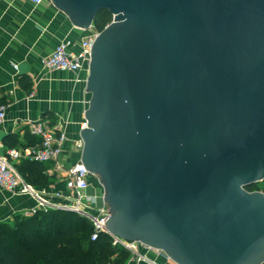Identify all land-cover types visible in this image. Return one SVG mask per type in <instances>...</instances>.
Returning a JSON list of instances; mask_svg holds the SVG:
<instances>
[{"label": "water", "instance_id": "1", "mask_svg": "<svg viewBox=\"0 0 264 264\" xmlns=\"http://www.w3.org/2000/svg\"><path fill=\"white\" fill-rule=\"evenodd\" d=\"M48 1L80 29L112 16L79 154L108 232L175 264L264 263V192L246 190L264 182V0Z\"/></svg>", "mask_w": 264, "mask_h": 264}, {"label": "crops", "instance_id": "2", "mask_svg": "<svg viewBox=\"0 0 264 264\" xmlns=\"http://www.w3.org/2000/svg\"><path fill=\"white\" fill-rule=\"evenodd\" d=\"M91 28L75 27L68 17L50 1L34 5L29 0H0V100L6 105V118L0 131L4 134L1 151L9 148L25 149L38 145L28 143L30 123L43 122L55 133L64 132L68 143L63 157L72 162L79 159L80 133L85 128V112L90 92L86 91L88 69L78 72L47 70L41 60L65 38L78 43ZM25 64L26 72L15 70ZM95 183L89 193L95 192ZM48 191L63 190L56 178L46 187ZM264 192V182L259 183ZM32 206L26 197L10 198L0 187V222L11 221ZM127 263V262H126Z\"/></svg>", "mask_w": 264, "mask_h": 264}, {"label": "built area", "instance_id": "3", "mask_svg": "<svg viewBox=\"0 0 264 264\" xmlns=\"http://www.w3.org/2000/svg\"><path fill=\"white\" fill-rule=\"evenodd\" d=\"M34 5L44 0H29ZM91 31L73 50L75 43L70 38L60 41L52 52L41 60L47 70L78 72L88 69L92 43L98 32ZM15 70H18L14 65ZM6 118V105L0 104V127ZM29 133L38 139V145L25 149L9 148L1 151L0 147V187L10 198L26 197L32 206L19 214L32 216L38 212L70 211L86 218L92 226L90 240L95 241L99 234L109 235L113 246H120L129 253L126 264H175L162 251L145 246L138 241H127L108 232L105 222L112 213L104 201V192L97 176L89 172L79 159L69 162L63 157L68 140L64 132L55 133L43 122L30 123ZM77 146L81 150L82 143ZM22 159H29L49 164V172L56 175L63 183V190L36 188L28 184L17 171L15 164ZM95 192L89 193L94 184ZM264 264V263H262Z\"/></svg>", "mask_w": 264, "mask_h": 264}, {"label": "trees", "instance_id": "4", "mask_svg": "<svg viewBox=\"0 0 264 264\" xmlns=\"http://www.w3.org/2000/svg\"><path fill=\"white\" fill-rule=\"evenodd\" d=\"M111 20V14L102 10L92 26L100 32ZM27 140L30 144L38 141L30 133ZM15 167L36 188H46L56 180L47 162L22 159ZM259 183L246 190H258ZM91 232V223L70 211L15 215L11 221L0 222V264H126L129 253L125 249L113 246L105 233L91 241Z\"/></svg>", "mask_w": 264, "mask_h": 264}]
</instances>
